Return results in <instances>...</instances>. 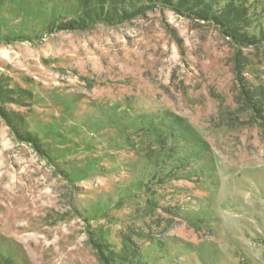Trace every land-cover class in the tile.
I'll list each match as a JSON object with an SVG mask.
<instances>
[{"label":"rangeland","instance_id":"374dc122","mask_svg":"<svg viewBox=\"0 0 264 264\" xmlns=\"http://www.w3.org/2000/svg\"><path fill=\"white\" fill-rule=\"evenodd\" d=\"M109 257L264 264V0H0V264Z\"/></svg>","mask_w":264,"mask_h":264},{"label":"trees","instance_id":"16d2710c","mask_svg":"<svg viewBox=\"0 0 264 264\" xmlns=\"http://www.w3.org/2000/svg\"><path fill=\"white\" fill-rule=\"evenodd\" d=\"M227 13H229V12H227ZM231 15V16H230ZM209 17V16H208ZM225 17H227L226 19H227V22H229V20H228V18H230V21H233V19L234 18H232L233 17V14H230L229 13V15H227V14H225ZM223 23V22H222ZM110 259L109 260H112L113 261V263L114 264H123V263H121L119 260L117 261V262H115L114 260H113V258H111V257H109Z\"/></svg>","mask_w":264,"mask_h":264}]
</instances>
